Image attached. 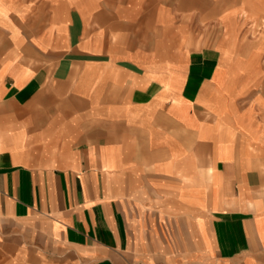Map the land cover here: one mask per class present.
Returning a JSON list of instances; mask_svg holds the SVG:
<instances>
[{
    "label": "crops",
    "instance_id": "crops-1",
    "mask_svg": "<svg viewBox=\"0 0 264 264\" xmlns=\"http://www.w3.org/2000/svg\"><path fill=\"white\" fill-rule=\"evenodd\" d=\"M258 1L0 0V264H264Z\"/></svg>",
    "mask_w": 264,
    "mask_h": 264
},
{
    "label": "rangeland",
    "instance_id": "rangeland-1",
    "mask_svg": "<svg viewBox=\"0 0 264 264\" xmlns=\"http://www.w3.org/2000/svg\"><path fill=\"white\" fill-rule=\"evenodd\" d=\"M264 0L258 1L257 4H262L264 6ZM264 18V17H263ZM255 33H257V38H264V19L261 22L257 23V28L255 29Z\"/></svg>",
    "mask_w": 264,
    "mask_h": 264
}]
</instances>
